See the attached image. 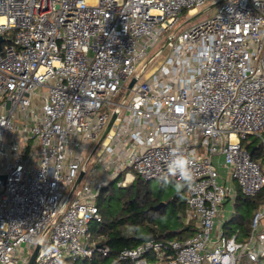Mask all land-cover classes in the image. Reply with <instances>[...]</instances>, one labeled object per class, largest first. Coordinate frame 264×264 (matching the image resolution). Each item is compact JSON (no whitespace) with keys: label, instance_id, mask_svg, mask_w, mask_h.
Listing matches in <instances>:
<instances>
[{"label":"built area","instance_id":"built-area-1","mask_svg":"<svg viewBox=\"0 0 264 264\" xmlns=\"http://www.w3.org/2000/svg\"><path fill=\"white\" fill-rule=\"evenodd\" d=\"M209 1L214 16L174 29ZM177 147L196 231L118 258L264 264V198L247 237L224 228L226 201L264 189V0H0V264H29L37 245L31 264L107 254L89 231L101 190L122 173L162 183Z\"/></svg>","mask_w":264,"mask_h":264},{"label":"trees","instance_id":"trees-1","mask_svg":"<svg viewBox=\"0 0 264 264\" xmlns=\"http://www.w3.org/2000/svg\"><path fill=\"white\" fill-rule=\"evenodd\" d=\"M123 174L117 180H112L101 190L97 202L102 213V220L93 221L89 226L91 242L106 246L109 251L107 254H103L96 249L91 256L66 259L67 264H133L129 259L118 258L123 249L133 248L141 242L153 238V236L159 239H184L191 236V233L193 234V231L197 229L194 227L193 221L186 222V219L178 227L166 222L159 224V219L166 214L167 203L157 210L151 209L150 205L152 202L153 204L159 203L161 198L156 200L149 199L148 202L142 203L139 199L142 190L141 185H145L151 180H145L140 176H136L130 185H121L122 187L130 188L137 183L139 188L136 192L131 191L130 195L123 199L122 207L119 211L110 215V206H104L102 203L105 198L104 193L114 181L121 180L124 176ZM148 193L146 191L145 194L149 196ZM110 196L113 195L111 194ZM263 198L264 189L252 197L245 196L239 191L235 201L234 212L224 226L226 232L229 235L238 232L240 237H247L251 231L253 214ZM180 207L187 212L186 201L182 202ZM149 259L153 260L155 257L151 255Z\"/></svg>","mask_w":264,"mask_h":264},{"label":"rangeland","instance_id":"rangeland-1","mask_svg":"<svg viewBox=\"0 0 264 264\" xmlns=\"http://www.w3.org/2000/svg\"><path fill=\"white\" fill-rule=\"evenodd\" d=\"M220 4H212L211 1L207 2V4L200 9L199 12H196L195 14L190 13L188 10H185L183 14L181 15L178 22L175 24L174 29L183 30L186 28H189L191 26H194L202 21H205L209 17H212L216 14L218 11ZM173 31V30H171ZM167 39V34H165L162 38V40L158 43H156L151 51V54H154L157 52L164 44ZM167 49L164 50L163 54L157 56L158 59L164 57V55L167 53ZM249 139L251 141H254V143H257L258 140L255 139V136H250ZM261 156L263 159V170H264V150L261 151ZM216 162L221 164L222 161L218 158H215ZM96 162V156L94 155L91 159V162L89 164V168L92 167V165ZM220 172L224 176L226 175V168L221 164ZM134 172V171H133ZM124 175V174H123ZM122 179V182L124 184L122 185H130L133 181L125 180L124 176ZM171 181L170 184L166 187L163 182L153 179L149 183H146L145 185H141V196L139 199L142 201V203H146L149 201V199H158L161 198L160 202H166V214L163 216V218H160L158 223L162 224L163 222L169 223L172 226H180L181 222H183L186 219L187 212H185L180 206L182 205V202L186 201L187 198V189H184L180 194H177V192L174 189V183L175 179L169 178ZM139 184H134L132 187H122L118 181H114L109 188L105 190V198L102 200L104 206H110L111 214H115L119 211V209L122 207L123 199L128 197L130 195V192H136L138 190ZM148 191L147 196L145 193ZM113 196H110V195ZM147 196V197H146ZM151 201V200H150ZM153 204V202H152ZM150 205L152 207L153 205H157V203ZM235 205H233L232 199L226 201L224 203V208L226 209L227 215H230L231 208L233 209ZM243 261H248L247 258H244Z\"/></svg>","mask_w":264,"mask_h":264},{"label":"clouds","instance_id":"clouds-1","mask_svg":"<svg viewBox=\"0 0 264 264\" xmlns=\"http://www.w3.org/2000/svg\"><path fill=\"white\" fill-rule=\"evenodd\" d=\"M167 161V176L161 177L163 184L167 187L171 183L169 177H176L174 189L180 194L185 188H191L194 183V173L192 171V161L184 155L180 148H174Z\"/></svg>","mask_w":264,"mask_h":264},{"label":"water","instance_id":"water-1","mask_svg":"<svg viewBox=\"0 0 264 264\" xmlns=\"http://www.w3.org/2000/svg\"><path fill=\"white\" fill-rule=\"evenodd\" d=\"M135 81H136V77H134V78L130 81V83L128 84V91H127V93L129 92L130 88L133 86V84L135 83ZM116 117H117V113H114L113 116H112V118H111V120H110V122H109V124H108V126H107V128H106V130L104 131L103 135L101 136L99 142H101V140L105 138L106 134H107L108 131L111 129V127H112V125H113V122L115 121ZM252 152H253V150H252ZM84 173H85L84 171H81V172H80L78 178L76 179L74 185L72 186V188H71V190H70V192H69V195H68V198H67V200H66V203L68 202L69 198H70L71 195L73 194L74 190H75V189L79 186V184L81 183V180H82V178H83V176H84ZM164 205H166V202H163V201H162V202H159L157 205L152 206L151 209H153V210H157V209H159L160 207H162V206H164ZM153 238H156V236H153ZM97 246L100 247L101 244H97ZM38 250H39V245H37L36 248L34 249V252H33L32 256H31V258H30V263H29V264H31V263L33 262L34 258H35L36 255H37Z\"/></svg>","mask_w":264,"mask_h":264},{"label":"crops","instance_id":"crops-1","mask_svg":"<svg viewBox=\"0 0 264 264\" xmlns=\"http://www.w3.org/2000/svg\"><path fill=\"white\" fill-rule=\"evenodd\" d=\"M225 216L227 217V219L229 220L230 218H231V216H232V214H230V215H227V213H225ZM186 222H187V220H186ZM193 224H194V227H196L197 228V226H196V222L195 221H193ZM196 231V230H195ZM195 231H193V232H195ZM191 235H192V233H191Z\"/></svg>","mask_w":264,"mask_h":264}]
</instances>
